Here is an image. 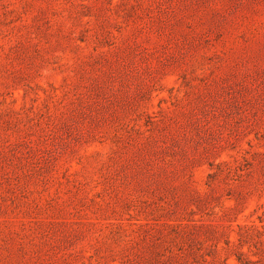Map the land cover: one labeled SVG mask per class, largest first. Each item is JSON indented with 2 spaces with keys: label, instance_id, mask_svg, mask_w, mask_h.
I'll list each match as a JSON object with an SVG mask.
<instances>
[{
  "label": "rangeland",
  "instance_id": "obj_1",
  "mask_svg": "<svg viewBox=\"0 0 264 264\" xmlns=\"http://www.w3.org/2000/svg\"><path fill=\"white\" fill-rule=\"evenodd\" d=\"M0 264H264V0H0Z\"/></svg>",
  "mask_w": 264,
  "mask_h": 264
}]
</instances>
